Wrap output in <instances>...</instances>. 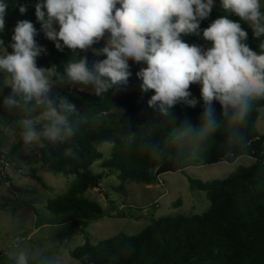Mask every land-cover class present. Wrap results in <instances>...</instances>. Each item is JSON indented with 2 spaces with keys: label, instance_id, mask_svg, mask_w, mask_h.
<instances>
[{
  "label": "clouds",
  "instance_id": "9594fccd",
  "mask_svg": "<svg viewBox=\"0 0 264 264\" xmlns=\"http://www.w3.org/2000/svg\"><path fill=\"white\" fill-rule=\"evenodd\" d=\"M221 6L246 22L255 39L264 37V0H221ZM8 7L7 0H0V32L5 30ZM214 7L215 0H37L35 15L57 50L67 47L75 54L91 50L94 56L106 57L90 66L87 56L68 61L59 76L62 84L79 86L80 91L90 89L100 97L128 84L130 61L143 63L147 66L136 72L140 88L154 91L147 106L173 120L176 105L196 107L198 100L189 89L199 84L200 122L194 126L184 120L172 131L170 143L175 146L191 140L199 148L214 141L217 131L224 128L228 145L243 153L250 147L243 129L256 103L264 101V40L259 43L261 52L253 51L246 43L247 31L227 16L201 31V21ZM19 11L23 14L27 7L21 5ZM13 33L11 52L0 39L5 49L0 53V76L11 89L5 107L20 115L14 121L0 122V131L7 135L18 131L25 147L43 141L53 146L70 143L85 118L66 96H50L52 74L37 66V58L47 50L37 43L33 23L18 21ZM189 35L202 37L211 46L190 45L183 39ZM101 41L103 47H93ZM214 102L221 107L219 115ZM63 155L76 153L69 146ZM236 160V153L229 151L220 162L232 165ZM24 239L21 234L11 238L7 253L11 264H64L62 256H50L39 248L29 251ZM82 259L89 258L85 254Z\"/></svg>",
  "mask_w": 264,
  "mask_h": 264
},
{
  "label": "trees",
  "instance_id": "16d2710c",
  "mask_svg": "<svg viewBox=\"0 0 264 264\" xmlns=\"http://www.w3.org/2000/svg\"><path fill=\"white\" fill-rule=\"evenodd\" d=\"M7 2L9 7L5 17V30L0 32V39L4 40L7 51H12L9 45L17 22H32L37 30V43L47 50L46 54L37 58V66L49 69L52 64L55 69L50 96L53 99L66 96L86 121L80 125L79 132L68 144L53 146L43 141L36 159L49 172L72 175L75 178L65 193L47 202V209L55 215L71 213L70 217L74 219L71 228L81 232L83 236V245L72 250L71 256L79 264H264V134L256 129L259 109L264 107V101L256 103L243 129L246 139L250 141V147L243 153L228 145L224 128L217 131L214 141L199 148L191 140L173 146L170 143L172 131L184 120L194 126L200 122L203 100L199 84H192L189 89L198 104L195 108L176 105L172 109L175 120L156 115L147 106L154 91L143 92L140 88L141 81L136 77V72L147 66L143 63L137 65L130 61L132 75L128 84L121 86L119 90L110 89L100 97L91 94L90 89L80 91L79 86L62 84L59 76L63 74L68 61L87 56L90 66L92 61L106 57L94 56L91 50H78L76 54L67 47L63 51L57 50L55 43L46 38L41 30V23L36 18L37 0ZM21 5L27 7L23 14L19 11ZM225 16L241 23L248 33L246 43L253 51L260 53L259 43L264 37L255 39L249 25L235 14L226 12L221 6V0H215L210 16L201 21V31L215 19ZM56 27L58 30V25ZM183 39L190 45L196 44L204 48L211 46L210 42L199 36L189 35ZM103 46L101 41L93 47ZM0 50L5 51L2 47ZM10 94L11 89L7 86L0 91V122L14 121L20 115L16 109L9 110L3 103ZM214 103L219 115L221 107L218 102ZM5 139L12 140L8 144V152H15L24 146L18 131L12 135L0 131V145ZM103 142L111 144L110 157L106 159L97 148ZM69 146L74 148V157L63 155L65 148ZM0 150L5 148L0 146ZM229 151L235 152L237 159L249 156L254 159V163L250 166H238L226 178L206 183L193 179L184 169L181 171L192 188L206 193L210 206L204 213L161 217L136 235L119 233L97 244L90 242L85 228L103 218L107 211L98 201L89 198L87 192L103 189L102 182L106 172L117 173L120 184L112 190L125 195L128 184L155 183L157 168L168 158L182 163L197 157L203 165H214L220 163ZM96 163H100L99 171L95 170ZM26 172L45 186L39 175L29 170ZM8 185L12 187L11 190L14 188L10 177L0 170V187H9ZM106 194L110 198L107 191ZM33 211L37 213L36 209ZM124 214V211L118 212L122 217H125ZM156 221H161L157 227ZM85 254L89 258L87 261L82 259ZM0 264H11L3 250H0Z\"/></svg>",
  "mask_w": 264,
  "mask_h": 264
},
{
  "label": "rangeland",
  "instance_id": "374dc122",
  "mask_svg": "<svg viewBox=\"0 0 264 264\" xmlns=\"http://www.w3.org/2000/svg\"><path fill=\"white\" fill-rule=\"evenodd\" d=\"M2 52L4 50H0ZM49 71L53 77L55 69L52 64ZM4 87L3 77L0 76V91ZM259 111L256 129L264 134V107ZM11 141H1L0 145L5 148L0 150V170L10 177L11 185H14L12 190L9 185L0 187V250L8 253L11 238L21 234L25 238L24 246L29 251L39 248L50 256H62L64 264H79L70 252L83 245L84 239L81 232L71 228L74 220L70 217L72 214L55 215L47 209V202L65 193L74 176L54 174L37 162L41 144L8 152ZM97 148L105 159L110 157L111 144L103 142ZM253 163V158L242 156L232 165L221 162L203 165L197 157L181 164L186 166L183 169L190 177L206 183L213 179H224L238 166H250ZM99 165L96 163L95 170H100ZM28 170L39 175L45 186L32 179L26 172ZM119 184L116 172H106L103 189L87 192L89 198L98 201L107 211L103 218L85 228L92 244L119 233L136 235L161 217L202 214L210 206L206 193L192 188L181 171L164 173L151 185L128 184L125 195L112 190ZM119 211H124L125 217L118 215ZM66 241L69 242L68 247H62Z\"/></svg>",
  "mask_w": 264,
  "mask_h": 264
},
{
  "label": "water",
  "instance_id": "95a60500",
  "mask_svg": "<svg viewBox=\"0 0 264 264\" xmlns=\"http://www.w3.org/2000/svg\"><path fill=\"white\" fill-rule=\"evenodd\" d=\"M157 115V114H156ZM183 170V165L181 163H176L172 161L170 158L166 159L163 164H161L156 172L155 176L159 177L164 173L167 172H179ZM161 224V221L155 222V227L159 226Z\"/></svg>",
  "mask_w": 264,
  "mask_h": 264
}]
</instances>
